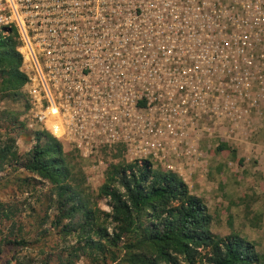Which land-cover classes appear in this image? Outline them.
I'll return each instance as SVG.
<instances>
[{
	"label": "built area",
	"instance_id": "2783aa9c",
	"mask_svg": "<svg viewBox=\"0 0 264 264\" xmlns=\"http://www.w3.org/2000/svg\"><path fill=\"white\" fill-rule=\"evenodd\" d=\"M10 30L23 128L94 179L119 148L187 184L201 135L245 134L264 105V0H0Z\"/></svg>",
	"mask_w": 264,
	"mask_h": 264
},
{
	"label": "trees",
	"instance_id": "16d2710c",
	"mask_svg": "<svg viewBox=\"0 0 264 264\" xmlns=\"http://www.w3.org/2000/svg\"><path fill=\"white\" fill-rule=\"evenodd\" d=\"M18 45L13 30L0 33V170L6 164L16 168L20 163L25 172L50 186L47 204L56 212L52 227L56 230L64 220L58 234L76 239V245L57 258L59 264H73L82 255L91 264L105 261L106 256L111 264H261L251 242L237 234H212V217L205 203L189 194L186 184L172 172L153 168L146 161L108 165L97 190V197L106 199L109 207L104 213L89 206L73 175L75 151L64 153L61 143L37 131L30 133L34 144L22 158L15 140L23 125L4 107L24 101ZM215 150L228 153L230 149L219 139ZM120 151L113 156L121 158ZM21 182L29 183L27 179ZM16 213L13 207L0 205V224L9 225L1 244L9 250L27 245L15 225Z\"/></svg>",
	"mask_w": 264,
	"mask_h": 264
},
{
	"label": "rangeland",
	"instance_id": "374dc122",
	"mask_svg": "<svg viewBox=\"0 0 264 264\" xmlns=\"http://www.w3.org/2000/svg\"><path fill=\"white\" fill-rule=\"evenodd\" d=\"M4 107L8 112L15 113L20 120L22 99L5 104ZM261 107L258 110L259 116H250L251 127L245 134L228 133L229 136H225L228 137V153L215 150L220 139L218 134L210 138L201 135L200 158L191 168L192 176L186 186L189 194L199 197L205 203L212 217V234L224 237L232 233L246 239L254 245L261 264H264V105ZM19 132L15 146L17 153L23 158L34 142L24 128ZM62 146L64 153L74 154L66 144ZM103 156L106 167L100 168V177L94 179L90 163L73 155L75 163H72L76 165L72 172L80 182V189L89 206L107 213L109 207L106 199L97 197L104 171L110 164L128 163L123 158H115L113 153H105ZM180 160L182 157H179L177 163L182 165ZM21 179H27L29 183L23 184ZM49 190L50 186L45 181L25 172L20 163L16 168L6 164L0 170V205L11 206L17 211L14 222L27 241V245L14 250L1 244V239L8 236L9 229L8 222H2L0 264H59L57 258H63L76 245L74 236L61 238L58 234L64 220L56 230L52 227L56 212L47 204L51 196ZM111 229L112 226L108 227V233H111ZM103 260L105 261L99 260L96 264H111L107 256ZM73 264L91 263L82 255Z\"/></svg>",
	"mask_w": 264,
	"mask_h": 264
}]
</instances>
